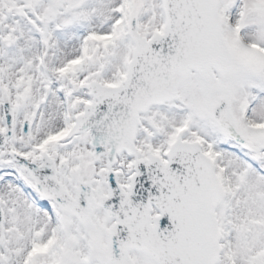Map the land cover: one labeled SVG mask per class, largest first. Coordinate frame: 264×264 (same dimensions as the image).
<instances>
[{
	"label": "snow or ice",
	"instance_id": "6c2138e0",
	"mask_svg": "<svg viewBox=\"0 0 264 264\" xmlns=\"http://www.w3.org/2000/svg\"><path fill=\"white\" fill-rule=\"evenodd\" d=\"M0 264H264V0H0Z\"/></svg>",
	"mask_w": 264,
	"mask_h": 264
}]
</instances>
